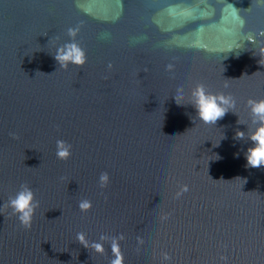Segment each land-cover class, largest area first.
I'll list each match as a JSON object with an SVG mask.
<instances>
[{"label": "water", "instance_id": "1", "mask_svg": "<svg viewBox=\"0 0 264 264\" xmlns=\"http://www.w3.org/2000/svg\"><path fill=\"white\" fill-rule=\"evenodd\" d=\"M73 39L86 63L61 67ZM197 84L236 101L216 125L195 115ZM249 99H264V0H0V264H111L112 237L122 264H264ZM22 185L28 228L8 205Z\"/></svg>", "mask_w": 264, "mask_h": 264}, {"label": "clouds", "instance_id": "2", "mask_svg": "<svg viewBox=\"0 0 264 264\" xmlns=\"http://www.w3.org/2000/svg\"><path fill=\"white\" fill-rule=\"evenodd\" d=\"M241 24H243L242 20ZM77 31V29L69 28L68 34L74 38ZM231 51L232 50L229 49L230 53ZM54 59L61 67L66 68L69 64L84 65L87 57L84 50L75 39H73L57 49ZM177 88L179 89L180 85H177ZM180 95H182V93H176V96ZM172 98L175 102V97L172 96ZM191 104L192 108L195 110V115L199 120L206 124L216 125L217 121L222 119L235 107L236 101L231 95L225 96L223 94H214L208 91L205 85L197 84L191 92ZM248 105L252 116L253 128L249 136L252 143L244 151L246 158L245 167L259 168L264 166V99H249ZM190 119L195 123L191 116ZM244 135V130H239L235 134L234 139H243ZM239 154V151H237L234 153V156L238 158ZM56 155L59 159H68L71 155V145L66 141L57 140ZM99 180L101 187L106 186L109 181L108 173H102ZM8 205L11 207L13 213L17 215L19 221L24 227H31L35 209L38 207V201L35 200V194L31 188L27 185H22L15 196L10 198ZM91 206L92 203L90 200L83 199L79 202V208L82 211L90 209ZM76 238L85 248L90 246L98 253L104 252L105 249L102 242L108 239V237L101 236L99 241L89 242L83 232L77 233ZM111 249L113 252L111 264H122V256L119 250L118 239L116 237L111 238ZM165 258L167 259V256H165Z\"/></svg>", "mask_w": 264, "mask_h": 264}]
</instances>
